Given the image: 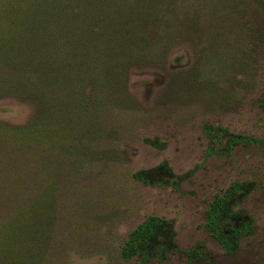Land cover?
<instances>
[{
  "label": "rangeland",
  "instance_id": "obj_1",
  "mask_svg": "<svg viewBox=\"0 0 264 264\" xmlns=\"http://www.w3.org/2000/svg\"><path fill=\"white\" fill-rule=\"evenodd\" d=\"M186 1L181 10L198 26L183 18L174 33L153 21L150 41L162 42L144 56L145 67L128 68L126 92L49 87L54 104H66L78 119L63 143L31 128L26 134L37 114L31 93L0 96V129L8 125L32 144L0 143V225L55 183L61 218L48 264H140L121 251L150 216L171 222L177 248L149 264H264V144L243 142L227 153L205 131L209 123L264 138V40L244 36L249 26L264 30V0ZM225 23L248 26L232 34L213 28ZM44 162L56 174H44ZM162 164L167 174H158ZM145 170L153 171L150 182L134 177ZM233 183L253 184L234 208L253 219V232L230 255L207 228V210ZM192 250L202 256L191 258Z\"/></svg>",
  "mask_w": 264,
  "mask_h": 264
},
{
  "label": "trees",
  "instance_id": "obj_2",
  "mask_svg": "<svg viewBox=\"0 0 264 264\" xmlns=\"http://www.w3.org/2000/svg\"><path fill=\"white\" fill-rule=\"evenodd\" d=\"M149 1L155 2L0 0V96L20 92L21 88L22 92L31 93L36 100V119L24 128L26 134L31 128L48 139L51 137L58 140L57 143H63L71 125L74 126L78 119L73 117L66 104H54L56 99L49 93V87L58 86L78 95L87 93L88 89L94 94L124 93L128 68L145 67L147 61L144 56L162 42L150 41L153 21L165 22L170 32L182 25L183 18L189 20L191 26L199 24L193 15L182 12V3L185 4L186 0H156L154 5ZM226 1L220 0L222 3ZM261 24L264 25V19ZM244 26L248 25L225 23L213 28L232 34L236 31L233 29ZM248 29V34L244 35L246 38L256 40L255 35H258V41L264 40V30L257 28L259 34H256L255 28L252 30L249 26ZM259 102L264 107V96ZM14 130L8 125L1 128L0 143H11L18 148L22 138L31 149L29 137H22ZM49 131L50 136L47 135ZM205 131L212 144L220 140L223 131L227 132L225 128L209 123L205 124ZM243 142L264 144V138L229 131V152L233 146ZM19 162L20 159L17 163L21 166ZM43 166L44 174H56L51 171L53 165L49 162H44ZM10 170L16 171V167ZM148 172L150 170L137 172L134 177L147 181L144 177ZM18 175L20 173L16 181L20 179ZM54 186L55 183L44 185L0 225V264L49 263L54 247L53 237L57 235L61 218V211L55 208V194L59 188ZM242 187L252 191L253 184L233 183L222 196L215 198L207 211V228L228 254L235 253L242 237L253 232L252 218L251 224L240 225L232 232L229 230L228 234L221 226L224 211L230 215L237 213L233 210L238 204L234 200ZM176 248L171 222L150 216L130 232L121 254L124 260L138 256L140 264H149L157 256L166 258L167 253Z\"/></svg>",
  "mask_w": 264,
  "mask_h": 264
},
{
  "label": "flooded vegetation",
  "instance_id": "obj_3",
  "mask_svg": "<svg viewBox=\"0 0 264 264\" xmlns=\"http://www.w3.org/2000/svg\"><path fill=\"white\" fill-rule=\"evenodd\" d=\"M209 135V134H208ZM221 137H220V140H218V142H214L212 145L214 146H216L217 144H220V145H226L227 146V153H229V132L227 131V132H225V131H223L222 133H221ZM163 169H166V174L169 172V169L166 167V164H162V165H160L158 168H157V170L159 171V173L158 174H160V173H163ZM156 170V169H155ZM153 171H150V172H148L147 174H145V177L144 178H146L147 179V181H151L150 179H149V175L152 173ZM144 181V180H143ZM176 181V177H174V176H172V178L170 179V182H175ZM229 188V187H228ZM227 188V189H228ZM227 189H226V191H227ZM247 190L248 189V187H242L241 188V191L242 190ZM226 191H224V193L226 192ZM241 191H240V193L238 194V196H237V199L236 200H234L235 202L238 200V198L240 197V194H241ZM223 193V194H224ZM222 194V195H223ZM222 195H220V196H222ZM217 197V196H216ZM215 197V198H216ZM215 200V199H214ZM214 200H213V202H214ZM212 202V203H213ZM212 203H211V205H210V207H209V209L212 207ZM238 205V204H237ZM208 209V210H209ZM207 210V211H208ZM234 211H237V213H234V214H229V213H227V211H224V215H223V218H222V223H221V226H222V228L223 229H225V232L228 234L229 233V230H231V232H232V230H234V229H238L239 227H240V225H245L246 223L247 224H251L252 223V219H251V217L250 216H244V217H241V213H242V211L241 210H237V209H233ZM208 218V217H207ZM248 219H250V222L248 221L247 222V220ZM253 224V223H252ZM207 225H208V223H207ZM253 226V225H252ZM230 227V228H229ZM211 233H212V231H210ZM212 235H213V233H212ZM249 236V235H248ZM245 237H247V236H245ZM213 238L215 239V237L213 236ZM242 238H244V237H242ZM197 251H199V250H197ZM191 253L189 254L190 255V257L191 258H195L196 256H202V252L201 251H199L198 253H193L192 251H190ZM227 252V251H226ZM237 252V251H236ZM235 252V253H236ZM228 253V252H227ZM188 254V253H187ZM232 254H234V253H232ZM231 255V254H230Z\"/></svg>",
  "mask_w": 264,
  "mask_h": 264
}]
</instances>
